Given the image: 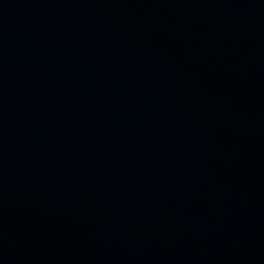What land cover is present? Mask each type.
<instances>
[{"label": "water", "instance_id": "95a60500", "mask_svg": "<svg viewBox=\"0 0 264 264\" xmlns=\"http://www.w3.org/2000/svg\"><path fill=\"white\" fill-rule=\"evenodd\" d=\"M0 264H264V0H0Z\"/></svg>", "mask_w": 264, "mask_h": 264}]
</instances>
